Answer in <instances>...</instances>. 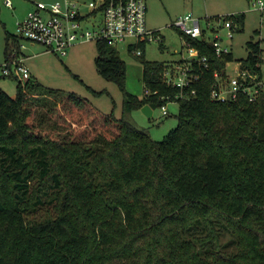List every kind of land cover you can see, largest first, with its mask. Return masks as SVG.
Masks as SVG:
<instances>
[{
    "label": "trees",
    "instance_id": "trees-1",
    "mask_svg": "<svg viewBox=\"0 0 264 264\" xmlns=\"http://www.w3.org/2000/svg\"><path fill=\"white\" fill-rule=\"evenodd\" d=\"M244 16L231 15L234 28ZM10 37L7 59L14 43L21 50L22 39ZM96 41L98 68L123 88L125 60ZM191 42L207 66L192 60L198 77L183 88L167 83L166 62L146 59L138 43L150 92L126 91L121 116L9 75L19 79L15 94L0 86V264H264V88L254 101L244 92L214 100V72L226 79L233 54ZM248 50L241 67L262 80L260 41ZM171 100L178 123L161 140L129 118L146 102Z\"/></svg>",
    "mask_w": 264,
    "mask_h": 264
},
{
    "label": "rangeland",
    "instance_id": "rangeland-1",
    "mask_svg": "<svg viewBox=\"0 0 264 264\" xmlns=\"http://www.w3.org/2000/svg\"><path fill=\"white\" fill-rule=\"evenodd\" d=\"M12 1L13 6L9 7L4 0H0V70L7 59L5 55L7 44L12 41L9 34L15 33L17 21L27 15L34 6V1L37 0ZM44 1L49 5L57 0ZM59 1L64 3L65 0ZM262 1L263 4L260 5V0H147V23L150 28L158 29L159 38L145 44L144 57L151 61L164 60L174 65L180 63L183 58L191 57L187 46L182 43L177 30L171 23L179 16L193 14L199 17L200 25L206 30L208 38L218 33L221 36L222 45L229 47L234 58L227 67L230 73H235L238 62L247 58L248 41H260L262 47L260 73L264 82V0ZM79 7L83 10L87 9L82 3H79ZM230 13H235V17L240 13L245 15L244 25L239 29H232V36H228L229 29L221 25L223 20L219 17V15ZM101 17L100 14L97 18H93V21L99 23ZM87 26L89 27L88 23ZM212 27L217 28L218 31H214ZM22 42L25 44L24 54L20 53L22 49L20 50L15 43L12 45L13 51L16 58H25L32 77L46 86L84 95L105 112H113L121 116L126 91L139 97H144L146 94L142 59L135 53V48L129 47L130 39L116 45L119 54L126 62L123 88L118 81L104 76L98 68L96 64L98 43L94 39L80 40L70 45L65 54L48 49L40 43L23 39ZM18 79L14 76H4L0 80V86L8 93L15 94ZM54 94L51 92L49 96ZM39 95L35 96L39 97ZM165 105L168 110L165 114L162 106H157L151 117L147 116L141 108H135L130 112L129 118L139 126L147 128L154 139L161 140L176 127L180 104L177 100H171ZM43 110L42 105L34 106V111L38 113ZM36 115L33 119L37 123ZM55 124L60 131L67 130L66 122L56 120Z\"/></svg>",
    "mask_w": 264,
    "mask_h": 264
},
{
    "label": "built area",
    "instance_id": "built-area-1",
    "mask_svg": "<svg viewBox=\"0 0 264 264\" xmlns=\"http://www.w3.org/2000/svg\"><path fill=\"white\" fill-rule=\"evenodd\" d=\"M4 1L7 6H13L12 0ZM34 2L27 15L17 21L15 34L23 40L43 44L60 54H65L70 45L80 40L103 39L116 46L119 42L130 39L128 45L137 44L135 53L139 55L143 49L138 43L146 44L159 38L158 29L150 28L147 23V0H65L64 3L57 0L49 5L44 0ZM79 3L86 5L87 9H81ZM259 3L262 5L263 1L260 0ZM100 14L101 22L93 21ZM232 14L234 13L219 15L222 17L220 20H223L221 25L229 29L228 36H232V29L235 27ZM171 25L177 30L191 57L181 59L176 65L166 62L163 78L167 83L183 88L195 80L198 76L191 66L194 59L207 66V56L199 53L191 39L205 38L212 42L219 56L230 51L229 47L222 45L220 34L216 33L208 38L206 30L200 25L199 17L193 14L179 16ZM212 29L218 31L217 28ZM24 47V42H21V49ZM14 53L15 51L2 64L0 73L18 75L23 80L29 79L32 75L25 58H16ZM229 63L230 61L226 63V71ZM235 71H227L228 77L223 79L221 73L215 70L216 84L211 90L214 100L224 102L237 98L240 92L246 93L251 101L257 99L264 88V82L258 79V73L241 67V62H238ZM149 92L146 89V93ZM181 96L184 94L181 93ZM162 108L164 114L168 112L165 104Z\"/></svg>",
    "mask_w": 264,
    "mask_h": 264
},
{
    "label": "water",
    "instance_id": "water-1",
    "mask_svg": "<svg viewBox=\"0 0 264 264\" xmlns=\"http://www.w3.org/2000/svg\"><path fill=\"white\" fill-rule=\"evenodd\" d=\"M157 107L156 102H146L140 108L149 117L153 115L154 109Z\"/></svg>",
    "mask_w": 264,
    "mask_h": 264
},
{
    "label": "crops",
    "instance_id": "crops-1",
    "mask_svg": "<svg viewBox=\"0 0 264 264\" xmlns=\"http://www.w3.org/2000/svg\"><path fill=\"white\" fill-rule=\"evenodd\" d=\"M235 14V13H234ZM32 75V74H31Z\"/></svg>",
    "mask_w": 264,
    "mask_h": 264
}]
</instances>
